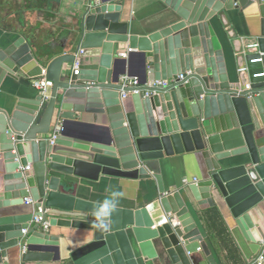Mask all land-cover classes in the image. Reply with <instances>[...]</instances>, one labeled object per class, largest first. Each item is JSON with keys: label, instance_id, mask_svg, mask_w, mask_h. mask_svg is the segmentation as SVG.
<instances>
[{"label": "water", "instance_id": "1", "mask_svg": "<svg viewBox=\"0 0 264 264\" xmlns=\"http://www.w3.org/2000/svg\"><path fill=\"white\" fill-rule=\"evenodd\" d=\"M79 1L48 64L23 36L0 48V89L43 70L52 83L46 102L37 90L0 100V264H200V252L216 264L198 221L218 207L264 257V0H160L174 17L143 34L121 21L124 0ZM254 8L259 37H238L231 18ZM174 158L199 177L168 185ZM112 179L155 188L140 207L118 206L104 230L94 187Z\"/></svg>", "mask_w": 264, "mask_h": 264}, {"label": "crops", "instance_id": "2", "mask_svg": "<svg viewBox=\"0 0 264 264\" xmlns=\"http://www.w3.org/2000/svg\"><path fill=\"white\" fill-rule=\"evenodd\" d=\"M79 7V0H0V48L18 36H23L37 55L40 54L48 64L64 53V46L70 38ZM164 17L171 18L174 14L160 0H124L122 4L121 21L131 22L133 32L137 34L154 31ZM261 21L256 8L239 11L231 18L237 36L246 39L259 37ZM224 61L229 70L234 69L231 45L224 51ZM36 94L31 81L26 83L21 79L8 80L1 86L0 100L13 103L20 97L32 98ZM171 170L173 177L169 178L171 181L168 180V185H180L183 179L192 181L199 177L194 163L182 158H174ZM109 187L125 193L118 205L122 207H140L146 204L155 188L152 182L142 185L135 181L104 180L94 187L95 198L104 200L109 195ZM262 211L264 215V207ZM211 213L212 216L215 214L212 218L209 217ZM200 216L202 219L198 223L202 236L216 264H249L252 261H255L254 264L259 263V257L251 252L242 232L234 225L227 211L218 207L201 211ZM200 257V264H208L202 252ZM152 263L156 264L155 261Z\"/></svg>", "mask_w": 264, "mask_h": 264}, {"label": "built area", "instance_id": "3", "mask_svg": "<svg viewBox=\"0 0 264 264\" xmlns=\"http://www.w3.org/2000/svg\"><path fill=\"white\" fill-rule=\"evenodd\" d=\"M247 48L255 49V48H257V44H255V43L251 44ZM121 57H124V54L121 55ZM254 61H261V60L258 59V60H254ZM76 67H77L76 65L73 67V70H74L75 74L77 73L76 72ZM261 75H263V74H261ZM178 79H182V76L181 75L178 76ZM175 82H176L175 79H167V80L155 81L154 82V87H168V86L174 84ZM118 84L121 85L122 87H129L131 89H134L132 91V93H140V91L137 90V88L139 87L137 78H129L127 76H121L119 78V80H118ZM31 85H32V87L34 89H36L38 91V94L42 97V101H44V102L48 101L49 94H50V89L52 87V83L50 81L46 80L45 71L44 70L42 71V75L40 77L31 80ZM126 95H129V92H126V93L123 92L122 93V97H125ZM145 95L148 96L149 94L146 93ZM59 131H60V127L58 125L54 124V125L51 126V129H50L49 135H48V142L50 144L53 143V141L55 140L56 135H57V133ZM25 203L29 204V203H31V200L30 199H25ZM38 213L39 214L43 213L41 208L38 209ZM42 221H43L42 218L39 217V216H35L33 218V222H35V223H40ZM41 229L44 232L48 231V229H49L48 221H44L41 224ZM23 233H25V231H23ZM262 261H263V257L260 256L258 264H262Z\"/></svg>", "mask_w": 264, "mask_h": 264}, {"label": "clouds", "instance_id": "4", "mask_svg": "<svg viewBox=\"0 0 264 264\" xmlns=\"http://www.w3.org/2000/svg\"><path fill=\"white\" fill-rule=\"evenodd\" d=\"M108 191L109 195L98 205L96 210L98 224L95 226L104 230H106L108 218L117 210L120 200L125 196L124 192L112 190L111 187Z\"/></svg>", "mask_w": 264, "mask_h": 264}, {"label": "trees", "instance_id": "5", "mask_svg": "<svg viewBox=\"0 0 264 264\" xmlns=\"http://www.w3.org/2000/svg\"><path fill=\"white\" fill-rule=\"evenodd\" d=\"M214 216H215V214H213V216H212V213H211V215H209V217H211V218L214 217ZM209 217H208V218H209Z\"/></svg>", "mask_w": 264, "mask_h": 264}]
</instances>
